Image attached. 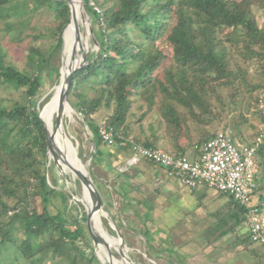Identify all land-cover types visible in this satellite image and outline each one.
<instances>
[{
  "label": "trees",
  "instance_id": "1",
  "mask_svg": "<svg viewBox=\"0 0 264 264\" xmlns=\"http://www.w3.org/2000/svg\"><path fill=\"white\" fill-rule=\"evenodd\" d=\"M82 4L99 53L91 52L88 64L72 74L67 101L91 133L93 163L96 155L103 156L97 150L101 146L114 149L103 156L107 161L125 149L118 137L107 146L98 136L94 116L102 109L107 111L102 124L116 135L173 157L188 152L197 156L204 143L226 131L224 115L236 108L242 86L247 92L243 111L253 108L259 124L264 121L257 111L258 99L252 96L264 84L250 86L246 70L240 68V63L256 62L264 78V25L259 26L254 11L264 18V0H82ZM43 8L58 24L45 51L25 47L34 73L9 64L0 44V87L9 94L20 91L16 96H0V245L13 246L29 264H101L87 229L80 225L86 220L85 212L80 210V219L66 216L65 209L71 210L64 203V216L50 210L53 197L67 202L68 194L56 190V176L48 179L54 167L38 115L43 104L36 96L44 84L41 73L49 70L56 83L60 80L59 64L53 66L52 60L60 55L69 24L67 2L0 0V33L18 47L32 29L34 13ZM239 115L235 136L258 135L252 125L249 133L239 129L248 123ZM213 123L216 132L207 133ZM256 156L258 193L264 192V138ZM220 195L228 201L224 210L216 212L218 224L207 232V246L244 224V209L231 196ZM263 197L257 199L261 210ZM136 232L146 239L151 257L150 251L159 245L149 238V231ZM237 241L246 247L253 244L248 233ZM171 242L165 240L167 246L161 250L169 257L174 256Z\"/></svg>",
  "mask_w": 264,
  "mask_h": 264
},
{
  "label": "rangeland",
  "instance_id": "2",
  "mask_svg": "<svg viewBox=\"0 0 264 264\" xmlns=\"http://www.w3.org/2000/svg\"><path fill=\"white\" fill-rule=\"evenodd\" d=\"M21 1V0H17ZM78 2V8L80 12L79 21L77 24L79 26V30L81 34L85 36L87 47L86 49L81 47L80 54L82 55V51L87 52L88 55L93 51H98L97 45L94 43L92 44L91 36L89 35V21L88 18L81 11L80 2ZM256 18L260 27L264 25V18L261 15V12L254 8ZM72 17L71 9H70V19ZM87 19V20H86ZM14 20V19H10ZM58 24V20L51 14L49 10L46 8L41 9L40 11L34 13L33 19L31 21L32 29H29L26 34L28 35L27 38L18 46H13L8 43V37L4 38L3 34L0 33V44H2L3 52L7 55L6 59L7 62L13 66H15L18 70L23 71L27 74L34 73L33 69L29 66L28 60L26 58V46H31L34 48L41 49L45 51L47 47L51 44V31L54 27ZM69 27V24L65 28V30ZM90 29L92 31V26L90 25ZM64 30V32H65ZM63 32L64 38L66 41H63V47L61 49L60 55H55L54 59L52 60V65L59 64L61 69V75L63 73V67L65 62L64 57V47L66 52V59L68 53V44L69 39L71 36V31L67 34ZM76 41L79 40L78 33L76 31ZM93 34V32H92ZM62 35V37H63ZM94 36V35H93ZM78 42V41H77ZM83 48V49H82ZM240 68L246 70L247 73V83L250 86L255 85H263L264 78L261 74L260 66L256 62H250L247 65L244 63H240ZM60 73V70H59ZM42 79L44 80V84L39 90L36 99L38 103L45 105L50 96L53 93L54 88L58 83L55 82V77L49 70L46 71L45 74H42ZM62 77V76H61ZM242 94L237 96V105L236 108H232L227 114L224 115L223 124L226 127V131L229 132L234 141L242 146H246L248 143L254 141L256 135L248 137L247 135L239 138L235 136L234 131V121L240 120V115H244L246 119H248V123L239 125V129L242 130L244 133H249V127L252 125L256 128L257 133L261 129V124H259L258 119L256 116H253L252 110L250 108V112H244L242 109L243 99L247 97L246 87H241ZM262 90L258 88L252 93V96L256 99H259ZM20 93L12 91L10 94L1 89L0 87V96L1 97H9V96H16ZM48 104V103H47ZM47 104L43 107V109L47 106ZM42 105V106H43ZM41 108H39L40 110ZM41 110V112L43 111ZM59 108H56L53 111L51 120H52V133L54 134V143L57 148L65 145L70 151L75 152L76 157L83 166L88 170L90 176L101 190L104 197L114 205H116V209H111L108 204H105L102 200H100L99 196L94 192L93 187L91 185V189L94 193L95 198L89 193L91 203L93 208L101 215L100 223L101 228L102 225L106 229L108 233L103 230L102 237L104 241L107 243L109 250L113 253L112 258L114 259V264H120L123 262V259L119 252V246L117 245V239L120 238V242L123 243L124 248L126 249L127 255L131 263L135 264H152L149 260H151L154 264H264V246H259L257 244H251L250 246H245L242 244H237L238 239H240L243 234L247 233L246 227L241 225L236 229V232L233 234H227L207 246V238L209 237L207 232H200L199 230L202 226L197 227V232H194V226H190L184 221L186 220V215L188 216L187 208L183 209L182 205H172L169 208H165L163 211L164 214L161 215L153 214L148 216L146 219L145 215L142 214L144 209L141 207L142 203L156 204V201L149 200L150 196L155 193H162L164 192V188L159 187L155 184H149L144 180H140L141 182L133 183L128 187L129 191V199L128 205H124V201L120 192L117 191V187L114 184L115 181L108 180L105 165L102 167L100 165V158L98 155L94 157V163L92 162V156L94 153V143H92V136L91 133L88 131L86 125L80 114L72 108V114L68 117L64 114L62 119V127L64 131V136L59 130H55V119L58 116ZM136 113H139L138 110H135ZM107 115V111L104 109L100 110L94 116V120L98 125H101L105 117ZM217 123L211 124L207 127V133L216 132ZM221 131V130H220ZM65 139V141H64ZM66 142V144H65ZM68 142H71V146L68 145ZM187 141H184V144H187ZM60 145V146H59ZM76 149H75V148ZM104 156L108 155L114 149H110L105 146H101V148H97ZM90 153V154H89ZM116 154L121 153L122 158L128 159L130 154H128V150H122L120 152H115ZM56 157V156H55ZM57 165L59 171L65 175L68 179H66L67 188H64L57 177V174L54 172L48 173V179L51 180L55 176L57 177L58 186H56L57 191L66 192L68 195L67 202H63V197L57 196L53 197L50 203V210L53 214L57 211L62 212V206H66L70 208L71 212L68 213L65 209L66 216L70 214L74 217L80 219L81 212L80 210L84 209L81 207L82 202L79 199L81 194V184L80 187L76 185L78 181L77 178L74 177V171L72 168L68 166H64L61 159H55L52 157ZM57 158V157H56ZM60 160V161H58ZM96 163V164H95ZM105 167V168H104ZM105 169V170H104ZM83 173V171H82ZM84 174V173H83ZM81 180V179H80ZM179 183V182H178ZM180 185V184H179ZM75 186V187H73ZM165 186V185H164ZM181 187V186H179ZM161 191V192H159ZM183 191V189H182ZM212 192V191H211ZM77 196V203L72 199L71 195ZM127 194V195H128ZM145 194V195H144ZM149 194V195H146ZM126 196V195H125ZM132 198H131V197ZM217 199L220 201L219 195ZM80 200V201H79ZM215 200V201H218ZM159 201V200H158ZM227 198H223L219 203H226ZM133 202V203H132ZM160 202V201H159ZM64 203V204H63ZM189 204V200L186 201ZM171 204V203H170ZM84 206V205H83ZM264 206V205H263ZM190 210L192 211L194 208L189 206ZM220 207L213 204H208L207 208L202 211L200 217L198 216V221H210V223H217V219L215 217H210L212 213H214ZM219 211V210H218ZM216 211V212H218ZM118 212V214H117ZM110 213L111 219L114 221L116 228L121 233L120 235L118 232L114 230L111 224L108 221V215ZM64 212L61 215H65ZM92 214V213H91ZM90 214V216H91ZM190 214V213H189ZM209 216L207 217V215ZM63 216L61 219H63ZM120 218L124 222V225L130 230H127L123 227ZM82 228L86 229V225L84 223H80ZM215 225V224H214ZM212 228H216L215 226ZM147 230L149 231V238L153 240L158 246L157 249L150 251V256H148V244L145 247L144 241L146 240L140 233L136 232L137 230ZM213 230V229H212ZM197 235V236H196ZM196 236V237H195ZM145 240H144V239ZM165 240L172 241V245L175 247L173 248V257H169L161 252L167 245L163 244ZM147 243V241H146ZM93 246V244H92ZM208 247V248H207ZM123 248V249H124ZM144 248L146 249V256L149 260L143 257ZM115 252V253H114ZM93 253L98 258V260L102 261V256L97 251V248L93 246ZM98 253V254H97ZM172 254V253H171ZM103 262V261H102ZM0 264H29L26 260H24L19 252L11 245H0ZM48 264V263H44Z\"/></svg>",
  "mask_w": 264,
  "mask_h": 264
},
{
  "label": "built area",
  "instance_id": "3",
  "mask_svg": "<svg viewBox=\"0 0 264 264\" xmlns=\"http://www.w3.org/2000/svg\"><path fill=\"white\" fill-rule=\"evenodd\" d=\"M258 113L264 117V89L258 103ZM98 136L107 146L114 144L115 137L121 139L120 147L129 150L127 166L150 162L163 169L167 176L176 179L189 192L199 186L231 196L244 209V226L253 244L264 246V219L257 202L256 178L259 173L256 152L264 138V121L259 134L249 146L236 143L227 131H219L203 144L199 155L193 160L173 157L161 150L146 148L133 139H124L101 124ZM126 166L118 168L122 173Z\"/></svg>",
  "mask_w": 264,
  "mask_h": 264
},
{
  "label": "crops",
  "instance_id": "4",
  "mask_svg": "<svg viewBox=\"0 0 264 264\" xmlns=\"http://www.w3.org/2000/svg\"><path fill=\"white\" fill-rule=\"evenodd\" d=\"M124 150L126 151L128 149L125 148ZM101 155L104 156L103 153H101ZM121 155H122L121 153L116 154L114 159H110L108 161L104 159V157L102 156L99 160H100V165H102V167L105 165L106 167V171L104 172L107 173V177H109L108 180L115 181L114 184L117 187V191L120 192L125 206L129 204L128 203V199H129L128 187H130V185L133 183L141 182L140 180H144L150 185L156 183V185H158L161 188H164L165 190L162 193L152 194L150 198H148L149 200H153V202L156 201V204L154 205L150 204V206L148 203L142 204L141 207L144 209L142 214L145 215L146 219L148 218L149 215L151 216L153 212L158 215L160 214L161 217H163L162 214H164L163 212L165 211L164 210L165 208H169L172 205L174 206L182 205L183 209L187 208L188 210V212H186V214L188 213V216L186 215V217L188 218H186L184 222L190 226H194L195 227L193 229L194 232H197L198 226H202V228L199 230L200 232H208L210 231L212 226L214 227L218 224V221L217 223H214L215 224L214 225L213 223H210V221H207V220L198 221L197 218L198 216L200 217V214L202 213V211L206 209L208 204L210 203L211 204L214 203L216 206L218 205L220 207L216 211L224 210L228 199L226 203H219V202L223 198H227V197L222 196L220 195V193L210 190L206 188L205 186H199L192 192H189L185 187H183V185L180 184L179 181H177L176 179L169 178L164 170H160L159 168L154 167L145 161H141L136 166L129 167L127 166L128 159L124 160ZM185 157H187L189 160H193L196 157V155L193 152H188ZM124 166H126L125 171L122 173H119L117 171L118 168L124 167ZM146 195H149V194H146ZM216 195L217 196L219 195L220 201L217 199ZM260 195H264V192L259 191L257 193V199ZM188 200H189V204L186 203V201ZM215 200H218V201H215ZM262 202L264 205V197L262 198ZM190 205L191 207L194 208L192 211L190 210V207H189ZM216 211L212 213L210 217H216ZM261 213L264 219V206L261 210ZM208 216L209 214L207 215V217Z\"/></svg>",
  "mask_w": 264,
  "mask_h": 264
},
{
  "label": "bare ground",
  "instance_id": "5",
  "mask_svg": "<svg viewBox=\"0 0 264 264\" xmlns=\"http://www.w3.org/2000/svg\"><path fill=\"white\" fill-rule=\"evenodd\" d=\"M68 2L71 5V13H72L71 21H72V23L69 24V27L65 30L64 33H66L67 31L68 32L71 31V36H70L69 44H68L69 46H68L67 59H66V52H65V47H64L65 62H64V67H63V73L61 75L62 78H65L67 76L68 72L71 69L72 60L74 58H76L78 61H81L82 55L79 52L81 47H83L84 49H86L85 46L87 47V42H86L85 36L83 34H81L80 30L78 33V35H79V37H78L79 40H77L78 42L76 41V38H75L77 32L74 30L73 23L79 21V18H80L78 2H77V0H68ZM63 41L65 43L64 35H63ZM63 90H64V85L57 86L53 90V93L50 96V100H49L47 106L41 112L43 121H44V123L48 129L49 138L51 140V145H52L51 156L54 157L55 159H58V158L61 159L64 166H68V167L73 169L74 177L77 179H81V194H82V196L79 199L81 200L82 204L84 205L85 209L87 210V212L89 214L90 222L94 226L96 233L102 237L103 230H105L106 233H108V232L103 227V225H102V228H103V230H102L101 223H100L101 215L92 206L89 193H91V195L94 198H95V196H94V193L91 189V183L87 180V177L85 174V171H87V170L85 169L83 164L80 162V160H78L75 152L70 151L65 145H62L61 147L57 148L58 146L56 147L55 143H54V134L52 133V130H53L52 120L53 119L51 120L53 111L56 108H59L58 116H64V114H66L68 117H70L72 114V109L69 106H66L65 110H63V108H62L61 97H62ZM55 130L56 131L59 130V132H61L64 136L62 123L61 124L59 123ZM64 138H65V136H64ZM65 139H64V141H65ZM65 144H66V142H65ZM58 161H60V160H58ZM82 171L84 174L82 173ZM90 214H91V216H90ZM102 239H103V237H102ZM120 240H121L120 238L117 239V245L119 246V252H120V255L123 259V262H120V264H132L128 258L126 249L124 248V245H123V243L120 242ZM96 246H98L99 251L102 255V261L103 262L102 261L101 262L104 264H107L108 262H110L111 264H114V259L110 258L108 256V249L105 247V245L99 244Z\"/></svg>",
  "mask_w": 264,
  "mask_h": 264
},
{
  "label": "water",
  "instance_id": "6",
  "mask_svg": "<svg viewBox=\"0 0 264 264\" xmlns=\"http://www.w3.org/2000/svg\"><path fill=\"white\" fill-rule=\"evenodd\" d=\"M64 1L67 2V6H68V8H69V13H70L71 5H70V3L68 2V0H64ZM79 2H80V7H81V11H82V13L85 15V17H87V16H86V13H85V11H84V8H83L82 0H79ZM70 23H72V21H71L70 16H69V24H70ZM73 27H74V30H75V31H79V26H78L77 22H74V23H73ZM89 35L91 36V39L93 40L94 44L97 45V47H98V51H97V54H98V53H99V46H98V43L96 42V40H95V38H94V36H93V34H92V31H91V29H90V24H89ZM62 40H63V37H62ZM62 47H63V43H62ZM88 62H89V59H88V53L82 51V59H81V61H78L76 58H74V59L72 60L71 69H70V71L68 72V74H67V76H66L65 78H62V77H61V69H60V80H59L58 84L56 85V87H57V86L64 85V90H63V92H62V97H61V102H62V108H63V110H65L66 106H69V107L72 109V107L69 105V103H68V101H67V90H68V88H69V86H70V81H71V78H72V74H73L76 70H78V69H80V68L86 66V65L88 64ZM56 87H55V88H56ZM55 88H54V89H55ZM49 100H50V99H49ZM48 102H49V101H48ZM48 102H47V103H48ZM47 103H46V104H47ZM46 104H45V105H46ZM45 105H43V106L41 107V109L38 111V115H39V118H40V120L42 121L43 126H44V129H45V134H46V139H47V144H48V150H47L48 158H49V161L53 164L54 170H55V172H56V174H57V177H59V180L61 181L62 186H63L64 188H67L68 186L66 185V179H68V178H67L65 175H63V174L59 171V169L57 168V165H56L54 159H53L52 156H51V149H52L51 140H50L49 135H48V129H47V127H46V125H45V123H44V121H43L42 115H41V110L43 109V107H44ZM62 119H63V116H56V119H55V127H57V125H58L59 123H60V124L62 123ZM92 143H93V141H92ZM74 148H75V147H74ZM75 149H76V148H75ZM85 169H86V168H85ZM86 170H87V169H86ZM85 174H86L87 180L91 183L94 192L99 196L100 200H102L105 204H108L109 207H110L111 209H112V208H113V209H116V205H114L113 203L109 202V201L104 197V195L102 194L101 190L98 188V186L96 185V183L94 182V180H93L92 177L90 176L88 170L85 171ZM80 184H81V180L78 179V181L76 182V185H77L78 187H80ZM73 187H75V186H73ZM67 189H68V188H67ZM71 196H72V199L75 201V203L78 204V203H77V196H78V193H76V195H71ZM78 205H79V204H78ZM81 207L84 209L85 216H86V220H85L84 222H82V223H84V224L86 225V229H87V232H88V234H89V237H90V239H91V242H92L93 246L96 247V245L104 244L105 247L108 249V256H109L110 258H112L113 255H112V253H111V250H109L107 244L104 242V240L102 239V237L96 233V231H95V229H94V226L91 224V222H90V218H89V214H88L87 210L85 209V207H84L83 205H81ZM117 214H118V212H117ZM108 221H109V223L111 224V226L114 228V230H115L116 232H118V234L120 235L121 233H120L119 230L116 228L114 221L111 219L110 213H109V215H108ZM120 221H121L123 227H125L127 230H129V229L124 225V222L122 221L121 218H120ZM129 231H130V230H129ZM143 239H144V238H143ZM144 240H145V239H144ZM144 243H145V247H146V245H147L146 240L144 241ZM145 250H146V249L144 248L143 257H144L145 259L149 260V259L147 258V256H146L147 254H146V251H145ZM149 261H150L152 264H154L151 260H149ZM101 264H104V263L101 262ZM107 264H111V263L108 262ZM132 264H135V263H132Z\"/></svg>",
  "mask_w": 264,
  "mask_h": 264
}]
</instances>
